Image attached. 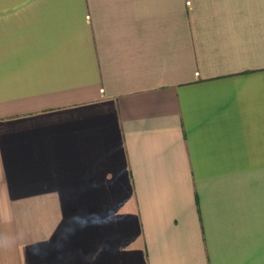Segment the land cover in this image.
Returning a JSON list of instances; mask_svg holds the SVG:
<instances>
[{
    "label": "crops",
    "instance_id": "0c3cea01",
    "mask_svg": "<svg viewBox=\"0 0 264 264\" xmlns=\"http://www.w3.org/2000/svg\"><path fill=\"white\" fill-rule=\"evenodd\" d=\"M0 264H264V0H0Z\"/></svg>",
    "mask_w": 264,
    "mask_h": 264
}]
</instances>
